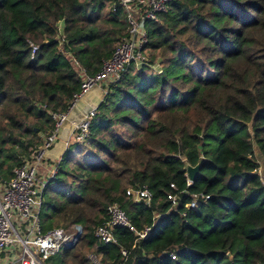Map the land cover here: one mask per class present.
Wrapping results in <instances>:
<instances>
[{
	"label": "trees",
	"instance_id": "trees-1",
	"mask_svg": "<svg viewBox=\"0 0 264 264\" xmlns=\"http://www.w3.org/2000/svg\"><path fill=\"white\" fill-rule=\"evenodd\" d=\"M115 2L0 0V181L53 130L51 112L72 105L82 83L72 57L96 74L126 36ZM147 27L162 71L131 65L111 83L86 139L94 156L75 160L70 148L43 191L45 230L84 228L48 260L264 264V0H172ZM29 39L40 44L34 58ZM199 163L188 185L187 164ZM139 185L152 204L128 196ZM198 193L209 198L188 209ZM115 202L138 230L151 227L146 237L121 226L115 243L95 237Z\"/></svg>",
	"mask_w": 264,
	"mask_h": 264
},
{
	"label": "built area",
	"instance_id": "built-area-1",
	"mask_svg": "<svg viewBox=\"0 0 264 264\" xmlns=\"http://www.w3.org/2000/svg\"><path fill=\"white\" fill-rule=\"evenodd\" d=\"M172 0H116L126 14L127 34L116 46L112 55L104 60L99 72L89 74L80 62L72 57L82 75L80 91L75 94L74 101L65 112H51L55 120L53 130L48 133L43 143L35 148L30 156L14 170L9 180L0 181V264H46V260L58 254L64 248H74L82 239L84 228L81 224L43 228L41 210L43 191L48 182L59 170L65 151L72 142L85 141L90 135V126L99 105H90L83 117L69 129L65 140V150L54 162H50V151L61 139L65 124L70 120L80 101L98 85L111 84L120 79L127 67L133 65L138 69L153 66L146 52L148 43V22L159 20L166 13ZM40 44L28 40V49L34 58ZM155 69L160 70L155 66ZM160 70L159 72H161ZM100 83V84H99ZM107 85V86H108ZM194 181L188 176V185ZM176 188L175 184H172ZM134 202L152 204L154 194L146 185L127 190ZM173 204L179 203V194H169ZM209 198L204 193L194 194L186 205L188 209H196L202 201ZM108 219L99 224L95 237L104 244L116 242V227H126L134 231L139 238L147 236L151 227L138 230L132 223L126 210L117 202L107 207ZM186 215V213H184ZM128 257V251L122 250ZM172 257L176 256L172 253ZM87 258L93 264H103L97 252H89Z\"/></svg>",
	"mask_w": 264,
	"mask_h": 264
},
{
	"label": "rangeland",
	"instance_id": "rangeland-1",
	"mask_svg": "<svg viewBox=\"0 0 264 264\" xmlns=\"http://www.w3.org/2000/svg\"><path fill=\"white\" fill-rule=\"evenodd\" d=\"M62 47V46H61ZM153 52L152 51H150V50H148L147 51V54H148V57H149V60H150V63L153 65V66H146V68H152V69H154V70H156V71H160V70H158V69H155V66L157 67V68H162V63L161 62H159V61H156V59L157 58H155L154 56H153V54H152ZM100 84V83H99ZM108 84H105V85H103V86H100V85H98L97 87H100V91H99V95L101 96V99H100V103L103 101V99L105 98V95L107 94V92H108V90L110 89V86H111V84H109L108 86H107ZM97 87H95V88H97ZM98 101V100H97ZM99 103V104H100ZM84 105H86V100L84 99L80 104H79V110L80 109H82L83 107H84ZM65 135H64V139L63 140H59L58 141V143L56 144V146L57 147H62V149H64L65 150ZM70 148H72L73 149V153H74V159L75 160H79V159H81V158H83V157H93L94 156V154H93V149L92 148H90V146L88 145V141L87 140H85V141H76V142H72L71 143V145H70V147H68V149L65 151V153H64V155L68 152V150L70 149ZM257 154H258V157L260 158V160H262L261 161V164H262V168H261V170H263L264 169V160L263 159H261V154L259 153V151H257ZM49 157H50V155H49ZM64 157V156H63ZM53 179V178H52ZM51 179V180H52ZM50 180V181H51ZM49 181V182H50ZM48 182V183H49ZM46 262V264H53L51 261H49L48 259L45 261Z\"/></svg>",
	"mask_w": 264,
	"mask_h": 264
},
{
	"label": "crops",
	"instance_id": "crops-1",
	"mask_svg": "<svg viewBox=\"0 0 264 264\" xmlns=\"http://www.w3.org/2000/svg\"><path fill=\"white\" fill-rule=\"evenodd\" d=\"M100 86H103L102 84ZM99 91H100V87L94 88L87 96H85L83 99L86 100V105H84V107L82 109H80L78 111V113L73 112V114L71 115L70 120L65 124V128L62 132L61 135V140L64 139V135L67 137L68 136V132L69 129L72 128L75 124L77 123L78 120H80L83 117V113L85 112V110L90 106V105H94L97 104L99 105L100 103V99L101 96L99 95ZM98 100V101H97ZM65 137V139H66ZM63 152L62 147H57L55 146L51 151H50V157L49 160H51L50 162H54L55 159L58 158V156H60Z\"/></svg>",
	"mask_w": 264,
	"mask_h": 264
},
{
	"label": "water",
	"instance_id": "water-1",
	"mask_svg": "<svg viewBox=\"0 0 264 264\" xmlns=\"http://www.w3.org/2000/svg\"><path fill=\"white\" fill-rule=\"evenodd\" d=\"M200 166L201 164H197V165H191V164H187V172H188V176L191 180H195L197 175L200 172ZM229 255L232 257V254L229 252Z\"/></svg>",
	"mask_w": 264,
	"mask_h": 264
},
{
	"label": "bare ground",
	"instance_id": "bare-ground-1",
	"mask_svg": "<svg viewBox=\"0 0 264 264\" xmlns=\"http://www.w3.org/2000/svg\"><path fill=\"white\" fill-rule=\"evenodd\" d=\"M83 100H84V99H82V100L80 101V103H81ZM80 103H79V104H80ZM79 104H78V106H77V108H76V112H75V113H78V111H79V109H78V108H79Z\"/></svg>",
	"mask_w": 264,
	"mask_h": 264
}]
</instances>
